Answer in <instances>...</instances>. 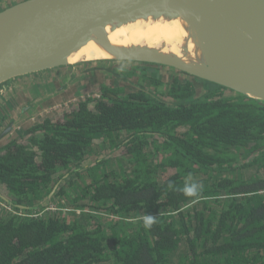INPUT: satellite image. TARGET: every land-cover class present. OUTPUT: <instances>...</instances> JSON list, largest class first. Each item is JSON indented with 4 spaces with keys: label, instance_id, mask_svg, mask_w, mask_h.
Returning <instances> with one entry per match:
<instances>
[{
    "label": "trees",
    "instance_id": "1",
    "mask_svg": "<svg viewBox=\"0 0 264 264\" xmlns=\"http://www.w3.org/2000/svg\"><path fill=\"white\" fill-rule=\"evenodd\" d=\"M135 65L137 90L104 85L0 148V183L37 214L0 213V264H264V103L178 71L165 92Z\"/></svg>",
    "mask_w": 264,
    "mask_h": 264
},
{
    "label": "water",
    "instance_id": "2",
    "mask_svg": "<svg viewBox=\"0 0 264 264\" xmlns=\"http://www.w3.org/2000/svg\"><path fill=\"white\" fill-rule=\"evenodd\" d=\"M140 19L180 20L187 36L178 52L168 50L166 42L151 47L108 38V26L115 31ZM90 43L106 56L69 62ZM106 61L167 67L264 103V0H24L0 11V86Z\"/></svg>",
    "mask_w": 264,
    "mask_h": 264
},
{
    "label": "crops",
    "instance_id": "3",
    "mask_svg": "<svg viewBox=\"0 0 264 264\" xmlns=\"http://www.w3.org/2000/svg\"><path fill=\"white\" fill-rule=\"evenodd\" d=\"M104 63L73 64L24 76L6 83V86L11 88L7 92L0 90V95L7 93L4 98L0 99V112H3L1 115L3 117L4 115H9L8 118L12 119L15 129L19 130L21 128V132L42 122L52 114L56 116L59 114L56 110L60 106L64 109V105L77 104L85 101L89 96H94V92L106 85L105 80L107 78L114 81L119 80L117 78L119 74L111 77L112 71L110 72V68L105 66ZM130 70L122 69L123 72ZM49 71H53L57 76L59 81L57 85H51L49 77H47V72ZM3 86L5 84L0 86V88ZM125 89L127 90V87ZM1 115L0 120L2 118ZM1 126L0 123V128ZM12 138L15 139L14 137ZM1 145L3 144L0 143ZM0 192L5 196L9 195L6 187L1 183Z\"/></svg>",
    "mask_w": 264,
    "mask_h": 264
},
{
    "label": "bare ground",
    "instance_id": "4",
    "mask_svg": "<svg viewBox=\"0 0 264 264\" xmlns=\"http://www.w3.org/2000/svg\"><path fill=\"white\" fill-rule=\"evenodd\" d=\"M108 38L115 44H147L151 47L157 46L161 42H166L168 50L178 52V44L187 36L180 20L167 22H153L150 20H138L137 22L126 24L115 31L111 26L106 28ZM103 52L95 43H90L82 48L78 53L73 54L69 62L78 63L84 60L105 57Z\"/></svg>",
    "mask_w": 264,
    "mask_h": 264
},
{
    "label": "rangeland",
    "instance_id": "5",
    "mask_svg": "<svg viewBox=\"0 0 264 264\" xmlns=\"http://www.w3.org/2000/svg\"><path fill=\"white\" fill-rule=\"evenodd\" d=\"M21 1H24V0H0V11H2L3 9L7 8V7H10L16 3H19ZM105 66H107L108 68H110V72L112 71V74H111V77H113L114 75L117 76L116 74H119V80L117 81H114L113 79H109L107 78L105 80L106 82V85L107 86H110V87H118V86H125L127 87V92H130V90H132L133 88H136L138 87L139 88V82L138 80L140 79V77H138V75H140V70L138 68H136L135 64L133 63H129V62H111V61H106L105 63ZM152 68H158V67H155V66H151ZM122 69L124 70H130V69H133L134 70V73L135 74H138V75H135V76H129L128 74H132L131 72H123ZM117 70H120V71H117ZM109 72V73H110ZM175 72V73H173ZM148 76L154 78L155 80H160V81H163L165 83L163 89L165 92H167L168 90V83L172 81V79L174 78H179L180 80L182 81H185L186 79H188L187 76L181 74V73H178L176 71H171L170 68H167V67H159L157 72H155V70H150L148 73H147ZM139 78V79H138ZM110 83V84H108ZM116 83H119V84H116ZM144 85V84H142ZM6 86V84H5ZM145 86L147 87V92L148 93H151V94H156L158 95V90L156 89V87L154 85H152V83H150V81H147L145 83ZM4 87V86H3ZM198 90H199V93H203V87H202V84L199 83L198 84ZM137 90V88H136ZM234 93L231 92V91H226V95H233ZM94 96H89V98L91 99H94L96 102L97 101H100L102 100V90L101 88H99V90L97 92H94L93 94ZM160 97L165 100V101H168V102H171V100L168 98V96L166 95H161L160 94ZM87 98V99H89ZM85 99V101L87 100ZM77 104L76 103H72V104H69V105H64V109L60 108L58 110H56V112H59V114L56 115V118H60L62 117L65 113L69 112V110H72V109H75L77 108L76 106ZM91 105L94 107L95 106V102L91 103ZM52 116H55L54 114H52L50 117ZM7 124V123H6ZM6 126V125H5ZM9 137H13L11 135H9ZM8 137V139H9ZM7 140V139H6ZM100 141V140H99ZM98 140L96 142H99ZM122 154V151L121 150H114V151H102L101 153L97 154V155H93V156H90L89 159L85 162L84 166H91L95 163V160L97 158H107V157H116V156H120ZM76 178L75 176V173L73 174H70L65 180H69L70 178ZM64 180V181H65ZM64 181L62 182V184H64Z\"/></svg>",
    "mask_w": 264,
    "mask_h": 264
},
{
    "label": "flooded vegetation",
    "instance_id": "6",
    "mask_svg": "<svg viewBox=\"0 0 264 264\" xmlns=\"http://www.w3.org/2000/svg\"><path fill=\"white\" fill-rule=\"evenodd\" d=\"M52 70H55V69H52ZM131 73H133V76L135 75H138V74H135L134 73V70L131 69L130 70ZM48 73V76L49 77V81L51 83V85H57L58 84V79H57V76L54 74L53 71H49L47 72ZM138 77H140V75H138ZM140 82V81H139ZM10 86H4L2 88H0V90H3V92H7L10 91ZM138 88V87H137ZM7 93H5L6 95ZM5 95H0V99L4 98ZM90 99V98H89ZM80 103H77L76 106H78ZM30 106V105H29ZM92 106V105H91ZM93 107V106H92ZM3 112H0V115L2 114ZM9 115H4V117L1 115V120H0V123H1V128H0V135L3 134L6 130H8L9 127H11L12 125V128L9 130V132L3 136V137H0V143L3 144L0 146V148L2 147H5L6 145H8L10 142H12L14 139L12 137H9V135L13 136L15 139L17 138H21V136H23V134L25 133V131L21 132V128L19 130L15 129V126L13 125V122L11 121L12 119H9L8 118ZM48 118H56V116H52V117H48ZM47 119V118H46ZM7 123V124H6ZM6 125V126H5ZM9 137V139H8ZM7 139V140H6ZM7 198L10 199V196H6ZM11 200V199H10ZM12 207L14 208L15 211L17 212H23L22 210H17V208L12 204ZM24 213V212H23Z\"/></svg>",
    "mask_w": 264,
    "mask_h": 264
},
{
    "label": "built area",
    "instance_id": "7",
    "mask_svg": "<svg viewBox=\"0 0 264 264\" xmlns=\"http://www.w3.org/2000/svg\"><path fill=\"white\" fill-rule=\"evenodd\" d=\"M4 197H6V196L0 192V213L8 212V213H10L12 215H18V216H35V217H37V214L36 213H34V214H25L23 212H17V211H15L14 208L12 207V204L8 203V201H6L4 199ZM46 205L49 206L48 209L56 210V208L54 207V205L51 202H48Z\"/></svg>",
    "mask_w": 264,
    "mask_h": 264
}]
</instances>
